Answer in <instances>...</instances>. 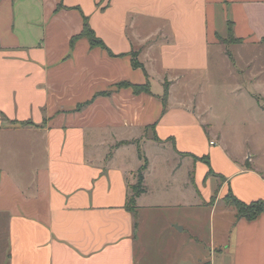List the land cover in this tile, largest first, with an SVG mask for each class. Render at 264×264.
Here are the masks:
<instances>
[{
	"label": "crops",
	"instance_id": "1",
	"mask_svg": "<svg viewBox=\"0 0 264 264\" xmlns=\"http://www.w3.org/2000/svg\"><path fill=\"white\" fill-rule=\"evenodd\" d=\"M84 19L113 55L71 45ZM229 29L228 45L264 44V0H0V264H264V214L225 202L264 200V148H228L195 111L192 74ZM146 130L158 148H139L145 191L128 210ZM20 132L39 145L10 144Z\"/></svg>",
	"mask_w": 264,
	"mask_h": 264
},
{
	"label": "rangeland",
	"instance_id": "2",
	"mask_svg": "<svg viewBox=\"0 0 264 264\" xmlns=\"http://www.w3.org/2000/svg\"><path fill=\"white\" fill-rule=\"evenodd\" d=\"M224 43L223 53L219 51L220 46L211 47L209 66L204 73L192 74L193 79L200 83V89L195 91L198 92L195 111L204 115L209 130L213 134L219 133L222 144L228 148H264V114L249 93L255 94L254 88L264 91V44ZM235 69L242 71L238 73ZM154 87L156 89L155 84ZM184 91L187 93L189 90ZM262 105L264 106V102ZM213 134L210 133V138ZM95 138L94 143L97 142V145L94 148H106L112 136L109 132L99 131ZM30 139L33 140L32 147L39 145L35 136L25 132L9 136L8 141L17 148H24L23 146L28 147ZM152 141V131L146 130L145 135L133 143L139 148H158ZM162 148H171L170 142L163 144ZM208 209V205H202L201 217L197 218L206 232L209 228ZM193 213L195 215L194 210ZM136 218L139 222V215Z\"/></svg>",
	"mask_w": 264,
	"mask_h": 264
},
{
	"label": "trees",
	"instance_id": "3",
	"mask_svg": "<svg viewBox=\"0 0 264 264\" xmlns=\"http://www.w3.org/2000/svg\"><path fill=\"white\" fill-rule=\"evenodd\" d=\"M58 7H61V6H58ZM79 37H86L89 40V43H90L91 47H93V46L101 47V48L107 50L109 54H111V52H109V50L107 49V47L105 46L103 41L95 36L94 31L90 28V26H89V24H88L86 19H84L83 28H82L81 32L71 39V45H73L74 41L77 38H79ZM223 42L240 43L241 39L235 38L233 33H232V31L229 29L228 37H227L226 40H223ZM111 55H113V54H111ZM132 60H133V66L134 67H140V68H142V70H144L142 64L136 60L135 54L132 55ZM126 85H129V84L124 83V82L118 84L119 87L120 86L121 87L122 86H126ZM132 88H133V90L135 92H139V91L148 92L147 86H144V85H132ZM166 93H167V89L165 88L164 89V99L166 97ZM98 95H109V92L96 93L90 100L84 102L83 104H79L77 106V110H79L82 107H84L85 105L91 103L93 101V99L95 97H97ZM262 108L264 109V106H262ZM1 115H2V117H4L3 114H1ZM4 120L7 121L6 119H4ZM7 122L10 125H13V124H19V125L32 124V122H30V121H7ZM155 140H158V138L155 137ZM121 143H128V142L124 141V142H121ZM137 148H138V152H137L138 153V157L142 160V164L137 169L135 183L131 184L129 186L130 195L127 198V209L128 210H133L135 208L136 198L141 193H143L145 191L143 172H144V170L147 167V159L145 158L143 153L139 150V146H137ZM209 173L211 174L212 171L209 170ZM225 202L228 205H232V206H234L236 208L237 216L239 218H246L248 220H251V219L256 218L260 214H264V200H256V201H253V202H250V203H244V202L240 201L238 198H236L233 194L228 192L225 195Z\"/></svg>",
	"mask_w": 264,
	"mask_h": 264
},
{
	"label": "built area",
	"instance_id": "4",
	"mask_svg": "<svg viewBox=\"0 0 264 264\" xmlns=\"http://www.w3.org/2000/svg\"><path fill=\"white\" fill-rule=\"evenodd\" d=\"M211 144H213V142H211ZM204 264H214V263H212V262H207V263H204Z\"/></svg>",
	"mask_w": 264,
	"mask_h": 264
}]
</instances>
